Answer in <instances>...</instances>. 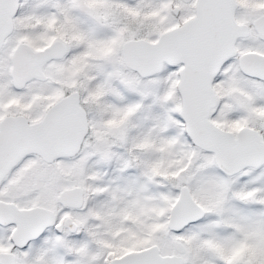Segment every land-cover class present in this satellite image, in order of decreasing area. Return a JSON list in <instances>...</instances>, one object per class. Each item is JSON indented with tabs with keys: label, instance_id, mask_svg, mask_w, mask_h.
<instances>
[{
	"label": "snow or ice",
	"instance_id": "6c2138e0",
	"mask_svg": "<svg viewBox=\"0 0 264 264\" xmlns=\"http://www.w3.org/2000/svg\"><path fill=\"white\" fill-rule=\"evenodd\" d=\"M0 264H264V0H0Z\"/></svg>",
	"mask_w": 264,
	"mask_h": 264
}]
</instances>
